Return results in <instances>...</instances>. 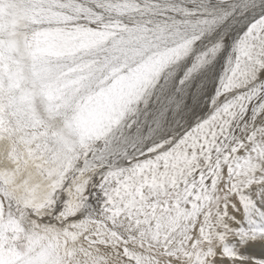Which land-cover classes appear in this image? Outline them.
<instances>
[{"label": "snow or ice", "instance_id": "6c2138e0", "mask_svg": "<svg viewBox=\"0 0 264 264\" xmlns=\"http://www.w3.org/2000/svg\"><path fill=\"white\" fill-rule=\"evenodd\" d=\"M0 264H264V0H0Z\"/></svg>", "mask_w": 264, "mask_h": 264}]
</instances>
